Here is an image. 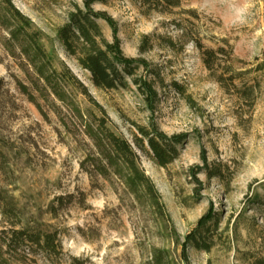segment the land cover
Masks as SVG:
<instances>
[{
	"label": "rangeland",
	"instance_id": "374dc122",
	"mask_svg": "<svg viewBox=\"0 0 264 264\" xmlns=\"http://www.w3.org/2000/svg\"><path fill=\"white\" fill-rule=\"evenodd\" d=\"M84 1L12 0L86 87V95L68 87L65 102L38 99V109L19 91L30 84L0 26V207L15 210L0 212V229L20 220L55 231L60 249L50 257L19 250L20 264H264V0H96L91 8L111 20H97L105 40L143 62L126 85L103 90L56 37ZM133 78L151 83L152 106ZM74 103L90 122L87 112H103L132 144L163 220L118 179L81 166L91 142ZM138 126L180 136L174 159L159 166L145 141L135 146Z\"/></svg>",
	"mask_w": 264,
	"mask_h": 264
},
{
	"label": "trees",
	"instance_id": "16d2710c",
	"mask_svg": "<svg viewBox=\"0 0 264 264\" xmlns=\"http://www.w3.org/2000/svg\"><path fill=\"white\" fill-rule=\"evenodd\" d=\"M95 1L85 0L83 10L71 12L69 21L56 30V37L66 54L89 72L95 88L103 90L123 87L126 85L125 77H133L135 70L143 62L124 56L117 41L113 43L105 40L97 20L106 21L108 24L111 20L105 12L91 8ZM177 1L165 0L171 6H175ZM0 26L7 34L1 43L3 48L11 57L20 59L19 67L30 84L28 86L19 83V91L27 95L29 101L38 109V99L49 100L52 96L65 102L68 87L76 94H87L86 87L75 78L69 68L62 61L55 62L49 55L42 42L41 32L33 26L30 18L14 6L12 0H0ZM207 53L211 54L213 51ZM204 63L210 67L208 58H205ZM133 82L138 85L137 79L133 78ZM138 87L147 106H152L156 92L151 83L142 81ZM3 93L6 94L7 90L4 80L0 78V94ZM69 109L79 119L82 132L91 142V148L81 162L89 176L118 179L133 200L147 201L163 220V203L152 180L140 166L139 156L132 144L108 126L103 112L100 116L87 112V117L93 118L90 122L83 118V111L77 103ZM137 131L141 136L135 137L133 143L144 149L145 141L155 164L165 166L174 159L176 152L173 144L180 143V136L168 138L154 127L146 130L138 126ZM0 157L4 158L2 147ZM0 212L3 217L15 215L14 208L8 206V203L0 207ZM203 222L204 220L201 224ZM9 224L11 227L0 229V264L22 263L24 255L20 258L19 250L30 251L33 247L46 257L60 253L55 231L33 228L20 220Z\"/></svg>",
	"mask_w": 264,
	"mask_h": 264
}]
</instances>
